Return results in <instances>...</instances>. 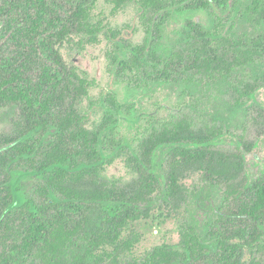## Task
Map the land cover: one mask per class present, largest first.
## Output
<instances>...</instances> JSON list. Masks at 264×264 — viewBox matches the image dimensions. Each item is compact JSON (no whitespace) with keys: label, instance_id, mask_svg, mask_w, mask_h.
Returning a JSON list of instances; mask_svg holds the SVG:
<instances>
[{"label":"trees","instance_id":"obj_1","mask_svg":"<svg viewBox=\"0 0 264 264\" xmlns=\"http://www.w3.org/2000/svg\"><path fill=\"white\" fill-rule=\"evenodd\" d=\"M97 1L0 0V31L15 47L0 63V109H17L14 136L1 143L0 264H264V172L244 193L250 146L242 135L234 151H225L219 144L233 135L228 127L179 112L129 150L118 137L123 103L112 91L88 100L87 109H102L90 122L81 104L95 81L59 50L65 41L83 47L103 35L108 70L130 90L230 82L240 70L264 66V0H104L112 13L138 5L144 36L135 44L95 18ZM235 18L257 29L250 41L230 33ZM258 79L264 73L229 84L232 104L246 103ZM117 159L131 179L103 177ZM189 174L222 186L219 216L208 226L212 239L185 227L176 247L157 245L121 261L140 239L125 235L129 225L146 218L156 198L181 207ZM26 178L35 180L31 193Z\"/></svg>","mask_w":264,"mask_h":264},{"label":"rangeland","instance_id":"obj_2","mask_svg":"<svg viewBox=\"0 0 264 264\" xmlns=\"http://www.w3.org/2000/svg\"><path fill=\"white\" fill-rule=\"evenodd\" d=\"M69 8L70 5L67 6V9ZM92 12L95 18L102 19L106 26L120 29L121 36L127 41L135 44L143 40L144 31L139 21L140 10L136 3L126 4L112 13L110 4L98 0ZM233 16L235 15L230 14L229 19ZM197 18L205 21L204 14ZM178 24L179 22L175 21L173 26L176 27ZM256 32L257 29L248 21L237 18L230 31L234 37H241L245 41H250ZM108 46V41L103 35L99 36L98 43L83 47L74 41H65L59 46L61 56L67 64L73 65L81 74L95 81V85L89 89V98L81 104L89 114L90 122L98 120L102 109L99 107L87 109L88 100H98L106 92L112 91L124 106L118 122V137L124 140L129 150L137 147L151 126L167 122L179 112L194 118L197 123L205 120L222 124L228 127L233 135L222 137L219 148L234 151L239 142L237 136L240 135L244 144L250 146V150L244 152L246 179L244 193L248 194L250 184L264 172V81L257 80L253 96L246 97V103L241 106L232 104L234 91L228 85L240 82L244 78L248 79L251 75H261L264 73V66L258 64L249 66L234 73L230 82L216 81L205 87L195 84L159 83L147 89L130 90L127 82L115 80L109 72L106 59ZM14 50V45L6 41V36L0 31V63ZM16 110L14 106L0 109V154L4 152L2 138L14 136L11 120L16 115ZM0 174H3L2 169ZM102 175L107 179L123 181L133 177L123 159L106 165ZM34 181L32 178L23 179L22 183L28 193L32 192ZM184 183L189 192L186 202L181 207L173 208L168 201L156 198L155 207L149 215L129 225L125 235L136 233L140 239L130 252L120 257L121 261L124 257H142L157 245L176 247L179 244L180 232L185 227H192L202 240L212 239L208 226L215 225L219 216L223 200L222 186L215 185L211 180L202 181L199 174L187 175ZM246 254L244 258L249 260L250 256ZM256 256L259 257V253ZM262 256L264 257V254ZM29 264L40 263L32 261Z\"/></svg>","mask_w":264,"mask_h":264}]
</instances>
